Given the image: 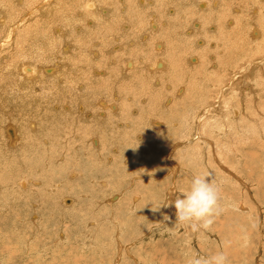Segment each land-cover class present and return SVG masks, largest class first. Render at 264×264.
<instances>
[{
    "label": "rangeland",
    "instance_id": "1",
    "mask_svg": "<svg viewBox=\"0 0 264 264\" xmlns=\"http://www.w3.org/2000/svg\"><path fill=\"white\" fill-rule=\"evenodd\" d=\"M48 1L50 0H21V4L11 1V5L8 6L13 12L6 13L5 11L3 14L5 16H0L5 17L4 21H6V25H0V30L2 29L0 38L7 33V29L11 30L8 28L9 23H11L10 27L15 26L16 23L19 25L16 34L18 39L16 41L14 39L15 42H9L0 51V62L3 64L0 69L2 72L0 73V174H2L0 183L6 180L8 186H12L10 192L5 186L0 187L6 201L4 204V199H0L2 202L0 203V264H186V252L208 257L217 251H225L228 254L229 264H264V117L261 116L262 125L260 127L251 125V118L260 117L259 112H253L257 108H252L250 112L247 111L255 106V102L262 103L263 107L260 104L258 106L260 109L264 108V84L260 82L264 78V62L261 61L264 59V40H259L260 45L257 47L256 43H252L247 36L256 28L254 27L255 20L258 19L256 22L260 23V19L264 16L263 0H222V3L219 0L220 8L218 5L210 10L201 8V5L198 6V3L204 0H194V3H191L193 0H142L146 4V9L138 4V0H96L101 15L104 14L102 18L87 15L92 11H86L82 5L79 6V0H53L55 2V6L51 7L53 9L46 5ZM254 1L259 2V5L253 3ZM121 3L124 5L121 6ZM206 3H209V0ZM151 4H153V9H151ZM48 7L52 11H49ZM257 7L259 9H256ZM0 8L5 7L0 6ZM130 8L132 14L140 17L143 11L146 17L149 16L148 18H153L152 11L159 15L158 17L156 14L163 23L160 26L162 37L158 39V44L162 46V49H156L153 46L155 40L152 38L155 32L151 33L148 29L145 30V27L142 32L141 29L135 28L136 24L130 23L132 21L127 22L128 27L125 29L122 24L109 35L104 36L107 39L102 40V45L107 44L109 39L111 42L107 49V51L110 50L109 52H105L106 48L102 46L98 48L101 59L95 61L99 63L100 72H103L99 81L103 83L111 78V84L115 83V87L124 88L121 84H125L131 88L129 94L118 90L120 95L117 99H110L126 107L124 109L121 107L119 114L115 116L110 114V121L107 117L99 118V113H96L94 122H97V132L96 136L90 137L91 139L73 134L68 136L64 131H54L53 128L61 126V120L67 115L66 112H62L58 104L62 99L61 93L76 96L79 95V91L70 87L69 82L60 90L50 78L45 82L46 87L39 83L34 84L35 86L31 85L28 91L21 89L18 91L15 84L16 75L9 73V71L12 72V67L17 68L16 65H11V70L4 69L8 64L3 62L11 56L10 62L7 61L9 63L13 64V59H16V64H19L26 59L21 66L32 65L34 60H29V58L33 57L24 55L23 52L26 49L20 51L23 48L20 49V44L17 43L31 42L32 44L38 40L45 42L48 36L52 35L53 28L54 30L61 28L65 32V39L56 42L54 39L53 42L54 50L56 49L55 51L60 54L57 59L63 56V54L61 56L62 50L60 49L62 48L60 47L65 42L70 45L69 51L82 49L81 53L85 54L77 58H80V61H86L89 57V47H91V41L87 37L91 27L95 25L97 31L110 29L120 22ZM47 11L52 17H56L55 25L52 24L51 19H47L49 16ZM80 11L83 16L82 13L78 17L74 15ZM217 13L220 14L218 19H214V14ZM29 14L32 15L28 16ZM232 15L234 18L237 15L239 17L234 20ZM240 16H243V19ZM227 17L228 20H225ZM148 18L144 20H150ZM206 18L209 22H205ZM21 19L26 22H21ZM192 19L197 24L198 21L202 23L201 28H195L196 26L192 23H196L191 22ZM91 21L92 25L88 26ZM227 21L233 22L229 25ZM48 22L51 23L47 24ZM67 22H72L73 26L68 27ZM259 23L256 30L261 31ZM41 26L44 31L37 36L38 33H34L35 28L40 27L41 29ZM76 26L86 32L81 33L82 37L77 32L72 34L73 27L77 28ZM247 26L250 28L248 29ZM215 28L218 29L215 30ZM29 30L33 33L32 35ZM26 32H29L30 36ZM140 34H143V37L145 35V39L139 41L142 39ZM224 35H226L225 40H221L224 39ZM70 38L74 39L71 41ZM79 39L83 40V45L79 46ZM96 40L92 42V45L95 44L94 42L97 45L100 44L99 40ZM110 45L112 49L109 48ZM235 46L240 47V50H242L241 47H251L252 53L248 54L245 49L242 50V59L239 60L233 49ZM148 48L153 51H148ZM255 48L260 50L256 52ZM136 49L148 52L147 61H144V57L135 56ZM104 56L105 58L102 59ZM250 56H253V61L258 62L252 68L251 76L254 80L249 85L238 79L245 74L241 67L249 62ZM126 57L139 62L137 64L139 66H137V71L134 69L135 73L126 75L125 78L118 77L117 73L126 66ZM162 58L167 63V72H160V75L157 73L155 76L150 72L157 70L144 69L145 65L153 66L158 60L161 65ZM19 59L22 61H18ZM189 61L192 65H189ZM35 62L40 73L46 72L47 68H53L55 72H59V68L55 67L56 62H45L44 59L41 61L36 59ZM232 63L235 65L232 66ZM142 64H145L143 68ZM228 64L231 68H228L226 72ZM114 67L119 71L111 73L109 68ZM62 69L60 76L64 79L68 78L65 68ZM225 72L228 76L230 72L235 75L232 83L235 86L237 84L236 98L240 101L247 98L246 100L250 101L247 107L246 105L243 107V101L241 105L239 104L243 108L246 107V110L244 109L246 113L242 107L238 108L242 115H248V118L239 122L240 131L235 127H230L227 134L223 130L216 134L210 128L215 127L212 124L217 121L222 123L226 121L219 114L224 98L229 96V93H221L227 79ZM10 75L13 77H8ZM256 81L260 86H257ZM238 82H241V86H238ZM38 85H41L43 89ZM10 87L13 88L12 93L9 90ZM56 87L58 90H55ZM46 89H50L52 93L47 92ZM28 97H31L29 101L26 100ZM23 99L27 101L26 104L23 103ZM207 109L214 110V113L204 115L209 112ZM30 120H33L35 127L37 126L34 132L29 127ZM156 120L159 124H164L160 129L154 128L152 122ZM63 121L67 123L66 127L71 125L70 121ZM81 123L88 125L91 122L83 119ZM76 124L77 122L75 126ZM13 127L14 132L20 130V133H15V136L18 137L21 145L11 151L7 147L9 146L8 141L14 139L12 137ZM28 131L29 134H27ZM242 131L247 135V139L242 136ZM50 132L61 136L62 142L55 152L53 149L47 150L50 142L45 143V139L51 136ZM93 137L97 138L99 143L96 148L93 146V141H90ZM136 143L138 146L133 149ZM111 146L112 148H109ZM28 148L31 149L28 150ZM234 149L240 151L239 155ZM249 154H253L255 159H252ZM35 161L36 167L33 172L28 171V166H35ZM169 161H172L173 165ZM71 170L78 173H72ZM209 172L212 176L210 179H215L222 184L223 202L226 205L234 203L236 212L230 208L223 212L208 231L192 234L190 230L182 229L174 235L171 234L170 230L175 224V208L170 207V210L165 208L161 212L153 213L149 201L161 199L168 189L171 190L166 191L165 196L167 198L174 194L172 195V201H174L179 198L181 191L189 187L193 175ZM232 173L236 176L231 175ZM72 174H74L73 177ZM21 179L27 181L23 189L18 186ZM11 192H13V198L9 195ZM136 208L140 209L133 213L132 209ZM165 214L172 217L170 221L164 220ZM159 224L164 226L157 227L156 225Z\"/></svg>",
    "mask_w": 264,
    "mask_h": 264
},
{
    "label": "bare ground",
    "instance_id": "2",
    "mask_svg": "<svg viewBox=\"0 0 264 264\" xmlns=\"http://www.w3.org/2000/svg\"><path fill=\"white\" fill-rule=\"evenodd\" d=\"M11 1H17V2H20L21 0H0V6H4L5 8L3 9V8H0V16H2L3 14H4V12L6 11V13L8 12V11H12V8L10 7L9 8V6L8 5H11L10 4V2ZM43 1V0H42ZM45 1V0H44ZM131 1V0H130ZM205 1V0H204ZM201 1L200 3H198V6H200L201 8H206V9H215L218 5H219V0H209V3H206L207 1ZM236 1V0H235ZM249 1V0H248ZM258 1V0H257ZM58 2V1H57ZM120 2H122V1H120ZM195 1L193 0L191 3H194ZM220 2L222 3V0H220ZM238 2V1H237ZM263 2H264V0H263ZM79 6H81L82 5V7H83V9L84 10H86V11H88V10H90V11H92L91 12V14H87V15H89L90 17H100V18H102L103 17V15H101V11H99V9L100 8H98V4H96V0H79ZM118 3H119V1H118ZM167 3V2H166ZM239 3H241V2H239ZM243 3V2H242ZM251 3V2H250ZM253 3H255V1L253 2ZM259 3V2H258ZM257 2L255 3L256 5L258 4ZM13 4H15V3H13ZM16 4H18V3H16ZM20 4H21V2H20ZM35 4V3H34ZM37 4V3H36ZM42 4H43V2H42ZM42 4H41V6H42ZM46 4V3H45ZM44 4V6H49L50 8L51 7H53V6H55V2L53 1V0H50V1H48L47 2V4L45 5ZM110 4V3H109ZM120 4V3H119ZM138 4L139 5H141V6H143L144 7V9H146V4H144L143 3V1L142 0H138ZM169 4V3H168ZM182 4V3H181ZM236 4V3H235ZM68 5V4H67ZM85 5H86V7H85ZM124 4H122L121 3V6H123ZM148 5H150V3L148 4ZM178 5V4H177ZM192 5V4H191ZM195 5H196V7H198L197 6V4L195 3ZM252 5V4H251ZM254 5V4H253ZM252 5V6H253ZM259 5V4H258ZM260 5H262V4H260ZM264 5V4H263ZM70 6H71V4H70ZM155 6V5H154ZM171 6V5H170ZM174 6H175V4H174ZM236 6V5H235ZM239 6H242V5H239ZM243 6H244V4H243ZM251 6V7H252ZM32 7V6H31ZM30 7V8H31ZM34 7V6H33ZM43 7V6H42ZM48 7V9H49V11L51 10V9H53V8H49ZM75 7V6H74ZM172 7V6H171ZM195 7V8H196ZM225 7H227L228 8V6H226L225 5ZM224 7V8H225ZM249 7V6H248ZM256 7V6H255ZM7 8H8V10H7ZM30 8H29V10H30ZM36 8V7H35ZM140 8V7H139ZM158 8V7H157ZM169 8V7H168ZM219 8H220V5H219ZM42 9V8H41ZM47 9V10H48ZM109 9V8H108ZM125 9V8H124ZM138 9V8H137ZM140 9H142V8H140ZM151 9H153V4H151ZM150 9V10H151ZM167 9V8H166ZM177 9V8H176ZM198 10H200V8H197ZM223 9V8H222ZM240 9V8H239ZM244 9V8H243ZM246 9V8H245ZM256 9H259L258 7L256 8ZM261 9V8H260ZM27 10V9H26ZM35 10V9H34ZM77 10H79V8L77 9ZM107 10V9H106ZM196 10V9H195ZM208 10V11H209ZM225 10H227V9H225ZM254 10V9H253ZM42 11V10H41ZM46 11V10H45ZM49 11H47L46 13H48ZM52 11V10H51ZM123 11V10H122ZM130 11V12H129ZM128 12H129V14H128V12L125 14V16H123L121 19H120V22L117 24V25H115V26H112L110 29H105L104 31H97L96 30V26L95 25H93L94 26V28H93V26L91 27L92 29L91 30H89V34H88V39H90V46L91 47H89V57L87 58V60L86 61H83L82 59V61H80V58H77V56H80L81 54H85V53H81V51H82V49L81 50H74V51H69V48H70V45H69V43H65V42H63L64 44H62L63 46L62 47H60V48H62V49H60V50H62V52H61V56H62V54H63V56H62V58L61 59H57L58 57H59V53H57L55 50H54V46H53V42H54V39H55V42L57 41V40H63V39H65V32L61 29V28H57V29H55L54 30V26L52 27L53 28V30H51L52 31V35L50 34L49 36H48V38L46 39V41L45 42H39V40H38V42H34V43H32L31 44V42L30 43H27V42H25V44H23L22 42H20V43H17V44H20L19 45V47H20V49L21 48H23L22 50H20V51H23L24 49H26V50H24V52H23V54L24 55H29L30 57H33V58H29V60H34V61H32L33 63H31L32 65H22L21 66V64L24 62V61H26V59H23V57H22V59L24 60V61H22L21 59H19L18 61H22V63H19V64H16V59L14 60L13 59V61H14V63L12 64V63H9L10 62V59H11V56H9L8 58L9 59H5V57L4 56H1V57H4V59L5 60H7V61H9V62H7V61H5V62H3L4 64H8L4 69H9V70H11L12 68V72H10L9 70V73H12V74H14V75H16V86H17V88H18V91H20L19 89H21L22 91H28L29 89H30V87H31V85H34V84H42V86L43 87H46L47 86V84L45 83L46 81H47V79H51V81L53 82V83H56V85L60 88V90L62 89V88H64L65 87V84L67 83V82H69V85H70V87H73V88H75L76 90H78L79 91V95H66V94H62L61 93V97H62V99L60 100V102L58 103L59 104V107L61 108V110H62V112H66L67 113V115L61 120V126H57L56 128H53L54 129V131L55 130H57V131H64V132H67V134H68V136L69 135H71V134H73L74 136H86V137H92V136H96V132H97V130H96V125H97V122H94V120H96V118L94 117L95 116V114L96 113H99V115L100 116H98L99 118H102V117H107V118H109V121H110V117H109V115L110 114H113L114 116L115 115H117V114H119V112H120V108L121 107H123V109L126 107V105H124V106H122V104H120L119 102H112L110 99H117V97H118V95H120V92L121 91H123L125 94H129L130 93V91H131V88H129V87H127L125 84L123 85V84H121V87L123 86L124 88H119V86H114V84L115 83H113V84H111L112 82H111V78L110 79H106L103 83H101L99 80H100V78L103 76V72L101 73L100 72V66L98 65L99 63H96V61L95 60H99V59H101V56H100V53H99V49L98 48H100L101 46L103 47V48H106L105 49V52L107 51V49H108V45H109V43L111 42V39H109V41H108V43L107 44H105V45H102V40H104V39H107V37H104V36H106L107 34L109 35V33L111 32V31H114L119 25H122L123 24V28L125 29L126 27H128V24H127V22L128 21H132V22H130L132 25H133V23L134 24H136V27L135 28H139V29H141L142 30V32H143V28L145 27L146 29L145 30H149V31H151V33L152 32H155L154 33V36H153V40H155V41H153V46L158 42V39H161V37H162V33H161V24L163 23V22H160V18H158L159 17V15L157 14V13H155L154 14V12L152 11V13H151V15L153 16V18L152 17H150V18H148L149 16H148V14H147V16L148 17H146V13L143 11L140 15L142 16V17H140L139 15H135V14H132L131 12H132V9L130 8V10H129ZM138 11V10H137ZM149 11V10H148ZM164 11V10H163ZM167 11V10H166ZM175 11V10H174ZM220 11V10H219ZM222 11V10H221ZM230 11V10H229ZM254 11H256V10H254ZM13 12V11H12ZM102 12H103V8H102ZM119 12V11H118ZM199 12V11H198ZM226 12V11H225ZM258 12V11H257ZM260 12V11H259ZM258 12V13H259ZM9 13V12H8ZM31 13V12H30ZM44 13V12H43ZM56 13V12H55ZM68 13V12H67ZM66 13V14H67ZM80 13H82L81 11L80 12H78V13H76V14H74V15H76L77 17H78V15H80ZM108 13V12H107ZM167 12H165V14H166ZM169 13V12H168ZM174 13V12H173ZM219 13V12H218ZM214 14L215 16H214V19H218V17H219V15L220 14ZM222 13V12H221ZM238 13V12H237ZM254 13V12H253ZM261 14H263L262 12H260ZM11 14V13H10ZM39 14V13H38ZM42 14V13H41ZM49 14V13H48ZM61 14V13H60ZM154 14V15H153ZM158 15V17H157V15ZM197 15H198V13H196ZM209 14V13H208ZM252 14V13H251ZM260 14V15H261ZM32 15V14H31ZM30 14L28 15V16H31ZM46 15V14H45ZM69 15V14H68ZM72 15V14H71ZM73 15V16H74ZM106 15V14H105ZM166 15H168V14H166ZM170 15H171V13H170ZM194 15V14H193ZM260 15H258V16H260ZM3 16H5V15H3ZM36 16V15H35ZM82 16H83V13H82ZM207 16V15H206ZM223 16V15H222ZM229 16H231V15H229ZM228 16V17H229ZM233 16V15H232ZM24 18H26V16H23ZM33 17V16H32ZM71 17V16H70ZM87 17V16H86ZM89 17V18H90ZM172 17V16H171ZM175 17V16H174ZM228 17L225 19V20H228ZM237 17H239V15H237ZM237 17H235V18H237ZM240 17H242V19H243V16H240ZM255 17V16H254ZM40 18V17H39ZM56 17L54 16V17H52L51 16V13L49 14V16L47 17V19H51V21H52V24L53 25H55V21H54V19H55ZM105 18V17H104ZM150 19V20H147V21H145L144 19ZM194 18H196V17H194ZM193 18V19H194ZM209 18V17H208ZM208 18H206L205 19V22H209V20H208ZM232 18H234V16L232 17ZM235 18H234V20H235ZM249 18V17H248ZM256 18V17H255ZM60 19H62V18H60ZM76 19V18H75ZM97 19V18H96ZM166 19V18H165ZM184 19V18H183ZM192 19V21L191 22H193L194 20ZM198 19V18H197ZM213 19V20H214ZM5 20V17L3 18V17H0V25L2 26H4V25H6L5 24V22L6 21H4ZM30 20V19H29ZM42 20V19H41ZM40 20V21H41ZM57 20V19H56ZM74 20V19H73ZM86 20V19H85ZM102 20V19H101ZM104 20V19H103ZM144 20V21H143ZM151 20H153L157 25H158V28L157 29H155V30H153V29H150L151 27H149L150 26V24H149V22L151 21ZM164 20V19H163ZM167 20V19H166ZM190 20V19H189ZM241 20V19H240ZM245 20V19H244ZM251 20V19H250ZM253 20H255L254 18H253ZM256 20H258V19H256ZM256 20H255V26H254V23H253V26L254 27H256L257 28V26H258V23L256 22ZM7 21H9V20H7ZM21 22L22 21H24V19H21L20 20ZM19 21V22H20ZM90 21V20H89ZM230 21V20H229ZM12 22V21H11ZM15 22V21H14ZM24 22H26V21H24ZM23 22V23H24ZM45 22H46V20H45ZM59 22V21H58ZM85 22V21H84ZM185 22V21H184ZM195 23H196V21H194ZM201 22H203V21H201ZM214 22V21H213ZM233 22V21H232ZM231 22V23H232ZM237 22V21H236ZM236 22H235V24H236ZM251 22V21H250ZM249 22V23H250ZM44 23V22H43ZM42 23V24H43ZM51 22H48L47 24H50ZM69 25H68V24ZM66 24L68 25V27L69 26H73V23L72 22H67ZM226 23H228L229 25H231V23H229L228 21L226 22ZM248 23V24H249ZM252 23V22H251ZM256 23H257V26H256ZM10 25H11V23H9ZM8 24V28H11V30L10 31H8V29H7V33H4L5 35H3L1 38H0V51H1V49H3L4 47H6V45H8L9 44V42L10 43H12L13 41H14V39H15V41L18 39L17 37H18V35H16L17 34V29L19 28V25H17V23H16V25L15 26H13V27H10V25ZM13 24V23H12ZM35 24V23H34ZM36 24H37V21H36ZM45 24V23H44ZM52 24H51V26H52ZM86 24V23H85ZM130 24V25H131ZM156 24H155V27H156ZM168 24V23H167ZM171 24V23H170ZM201 24L202 23H199V21H198V24L196 23V24H194V23H192V25L193 26H196L195 28H197V27H199V28H201ZM212 24V23H211ZM234 24V23H233ZM90 25H92V21H91V24H89L88 23V26H90ZM164 25V24H163ZM188 26H190L189 24H187ZM205 25V24H204ZM208 25H210L209 23H208ZM218 25V27H219V24H217ZM228 25V26H229ZM239 25V24H238ZM246 25V24H245ZM35 26V25H34ZM46 26H49V25H46ZM153 26V25H152ZM212 26H213V24H212ZM241 26V25H240ZM251 26V25H250ZM252 26V27H253ZM59 27V26H58ZM77 28H75V27H73L74 29H73V32H72V34H74L75 32H77L78 34H79V36L80 37H82V34L83 33H86V32H83V31H81L82 29L79 27V26H76ZM120 27V26H119ZM130 27V26H129ZM154 27V28H155ZM226 27V26H225ZM259 27H261V31H258V30H256V28L254 29V30H252L251 31V33L250 34H247V36H248V39H250L251 40V42L252 43H256V45H257V47H259V40H264V16H263V18H261L260 19V23H259ZM51 28V29H52ZM122 28V27H121ZM247 28H248V26H247ZM250 28V27H249ZM248 28V29H249ZM86 29H90V27H86ZM170 29V28H169ZM182 29H183V27H182ZM208 29H210V28H208ZM216 29H218V28H215V30ZM253 29V28H252ZM2 30V29H1ZM0 30V34H2V31ZM85 30V29H84ZM211 30V29H210ZM209 30V31H210ZM214 30V29H213ZM6 31V30H5ZM28 31V30H27ZM42 31H44L43 29H42V26H41V29H40V27H37V28H35V31H34V33H38L37 34V36H40L41 34H40V32H42ZM49 31V30H48ZM48 31H45V32H47L48 33ZM56 31H57V33H56ZM248 31V30H247ZM246 31V32H247ZM25 32V31H24ZM29 32H30V30H29ZM28 32V33H29ZM197 32V31H196ZM228 32V31H227ZM27 33V32H26ZM27 33V34H28ZM31 33V32H30ZM30 33L28 34V36H30ZM50 33V32H49ZM82 33V34H81ZM145 33V32H144ZM143 33V34H144ZM165 34H167L166 32H164ZM180 33V32H179ZM181 33H182V30H181ZM183 33H184V31H183ZM212 33V32H211ZM220 33H221V31H220ZM225 33V32H224ZM19 34V33H18ZM26 34V35H27ZM33 33H31V35H32ZM78 34H77V37L79 38V36H78ZM143 34L140 36L142 39H138L139 41H141V40H143V39H145V35H144V37H143ZM169 34V33H168ZM223 34V33H222ZM221 34V35H222ZM113 35V34H112ZM170 35V34H169ZM227 35V34H226ZM226 35H224V39H221V40H225V38H226ZM238 35V34H237ZM71 36H73V35H71ZM70 36V37H71ZM85 36H86V34H85ZM171 36V35H170ZM202 36V35H201ZM200 36V37H201ZM208 36V35H207ZM206 36V37H207ZM42 37V36H41ZM74 37V36H73ZM87 37H86V39H87ZM117 37V36H116ZM128 37V36H127ZM136 37H138V36H136ZM199 37V38H200ZM208 37H211L210 35L208 36ZM43 38V37H42ZM67 38H68V36H67ZM66 38V40H68ZM197 38V37H196ZM218 38V37H217ZM242 38V37H241ZM33 39V38H32ZM74 39V38H73ZM73 39H71L70 38V40L72 41ZM85 39V38H84ZM96 39H98L99 40V42H100V44L99 45H97V43L96 42H94L95 44H93V45H95V48H93V45H92V42L93 41H97ZM127 39V38H126ZM168 39V38H167ZM216 39V38H215ZM240 39V38H239ZM30 40V39H29ZM65 40V41H66ZM75 40H76V38H75ZM130 40H131V38H130ZM133 40V39H132ZM200 40V39H199ZM214 40V39H213ZM14 41V42H15ZM69 41V40H68ZM71 41H70V43H71ZM79 41H80V43H79V46L80 45H83V40H81V39H79ZM86 41V40H85ZM128 41V40H127ZM172 41H174V40H172ZM195 41V40H194ZM202 41V40H201ZM210 41V40H209ZM227 41H229V40H227ZM18 42V41H17ZM89 42V41H88ZM132 42V41H131ZM130 42V43H131ZM203 42H204V40H203ZM206 42V41H205ZM220 42V41H219ZM143 43V42H142ZM16 44V45H17ZM66 44V45H65ZM75 44V43H74ZM163 44V43H162ZM87 45H88V43H87ZM114 45V44H113ZM116 45V44H115ZM194 45V44H193ZM10 46H11V44H10ZM86 46V45H85ZM127 46V45H126ZM152 46V47H153ZM218 46H219V44H218ZM240 46H242V45H240ZM84 46H82V48H83ZM160 47V46H159ZM210 47H211V45H210ZM15 48V47H14ZM86 48H87V46H86ZM86 48H85V50H86ZM109 48L110 49H112L111 48V45L109 46ZM115 48H117V47H115ZM115 48H113V50L115 49ZM165 48V47H164ZM240 47H237V46H235V48H233L235 51H236V53H237V55H238V57H239V60L240 59H242V56H241V52H242V50H246L247 51V53L248 54H251L252 52L250 51L252 48L251 47H247V48H243V47H241L242 48V50H240L239 49ZM176 49V48H175ZM174 49V50H175ZM228 49V48H227ZM71 50V49H70ZM84 50V51H85ZM151 49H149L148 48V51H150ZM226 50V49H225ZM258 50H260L259 48H255V51L257 52ZM110 51V50H109ZM109 51H107V52H109ZM135 51V50H134ZM151 51H153V50H151ZM60 52V51H59ZM83 52V51H82ZM104 52V51H103ZM161 52H162V50H161ZM135 53V56H138L139 58H141V57H144V61H147V58H146V55H147V51L146 50H138L137 51V49H136V51L134 52ZM213 53V52H212ZM228 53V52H227ZM104 54V53H103ZM133 54V53H132ZM211 54V53H210ZM214 54V53H213ZM0 55H1V53H0ZM4 55V54H3ZM5 55H6V53H5ZM25 56V57H26ZM85 56V55H84ZM110 56V55H109ZM195 56V55H194ZM216 56V55H215ZM21 57V56H20ZM114 57V56H113ZM155 57V56H154ZM187 57V56H186ZM196 57V56H195ZM86 58V57H85ZM85 58H84V60H85ZM92 58V59H91ZM105 58V56L104 57H102V59H104ZM136 58V57H135ZM139 58H137V60L139 59ZM3 59V58H2ZM36 59H38V60H45V62H50V61H52V62H56V65H55V67H57V68H59L58 69V71L59 72H55L54 70H53V68H51V69H46V72H48V73H46V72H42V73H40V69H39V67H38V65L37 66H35V64H37L36 62H35V60ZM125 59V58H124ZM129 59V60H128ZM188 59V58H187ZM209 59H211V58H209ZM28 60V59H27ZM90 60H91V62H90ZM121 60V59H120ZM197 60V59H196ZM213 60V59H212ZM1 61H3V60H1ZM12 61V60H11ZM17 61V62H18ZM111 61V60H110ZM128 61L129 62H131L132 64L130 65V66H127V63H128ZM143 61V60H142ZM154 61V60H153ZM159 61L160 60H158L157 61V63L155 64V65H153V66H147V65H141V67L142 66H144V69L146 68L147 69V67L149 68V70H157L156 72H150L151 74L153 73V75H157V73L159 74L160 72H167V70H168V66H167V63H166V61H165V59H163L162 58V61L163 62H161V65H160V63H159ZM188 61V60H187ZM230 61V60H229ZM261 61H263L264 62V59L263 60H261ZM98 62V61H97ZM190 62V61H189ZM252 62H255V63H252ZM258 62V61H257ZM257 62L256 61H253V56H250V60H249V62H246L245 63V65H243L242 67H241V69H243L244 71H245V74L242 76V77H240L239 79H238V81L240 80L241 82H243V81H245L247 84H249L250 82H252L253 80H254V78L251 76V71H252V68H254V66H256L255 64H257ZM139 63V62H138ZM134 59H132L131 57H126V66H124V69L121 71H119V70H117L115 67L114 68H109V71L111 72V73H113V72H115L116 73V70H117V74H118V77H123V78H125L126 77V75H130V74H133V73H135V71H134V69L137 71V66H139V65H137L138 64ZM146 63V62H145ZM195 63V62H194ZM62 64V65H61ZM125 64V63H124ZM164 65V67H163V65ZM192 65V63L190 62L189 63V65ZM2 65L3 64H1V62H0V69L2 68ZM11 65L13 66H15L16 65V67L17 68H14V67H12L11 68ZM52 65H54V64H52ZM79 65L81 66L82 65V67H79ZM220 65H222V64H220ZM235 65V63H232V66H234ZM237 66V65H236ZM173 67H175V66H173ZM208 67V66H207ZM214 67V66H213ZM217 67H219V66H217ZM225 67V66H224ZM223 67V69H225ZM56 68V69H57ZM62 68H65V70H66V72H67V75H68V78H63V77H61L60 76V74L62 73ZM143 68V67H142ZM141 68V69H142ZM176 68V67H175ZM221 68H222V66H221ZM228 68H231V67H229V64H228V66H227V68H226V72L228 71ZM140 69V68H139ZM163 69V70H162ZM222 69V70H223ZM158 70H161V71H158ZM141 71V70H140ZM148 71V70H147ZM149 72V71H148ZM225 72V77H227V79H226V82H225V87H223L222 88V91H221V93H229V96H227V97H225L224 98V101H223V104H222V107H220L221 108V112L219 113L220 114V117H222V119L224 118V119H226V121L224 122V123H222L221 121H217V122H214V124H212V125H215V127H210V128H212L211 130L213 131V132H216V134L219 132L220 133V130H223V132H225L226 134L228 133V128H230V127H235V128H237L239 131L241 130V128H240V123L239 122H241L242 121V119L244 120V118H248V115L247 116H245V115H242V113L240 112L241 110H238V108H239V106L241 105V101H243V107L246 105V107L248 106V103L250 102L249 100H246L247 98H244V99H242L241 101L240 100H238L237 98H236V90H237V84H236V86L232 83L233 82V79L235 78V75H233V74H230L229 72V76L230 75H232L231 77H229L228 76V74ZM0 73H2V72H0ZM6 74V73H5ZM48 74V75H47ZM147 74V73H146ZM239 74V73H238ZM264 74V73H263ZM9 75V74H8ZM160 75V74H159ZM12 75H10V76H8V77H11ZM47 76V77H46ZM152 76V75H151ZM13 77V76H12ZM134 77V76H133ZM154 77V76H153ZM136 78V77H135ZM141 78V77H140ZM155 78V77H154ZM261 78V77H260ZM7 79V78H6ZM18 80V81H17ZM129 80V79H128ZM148 80V79H147ZM235 80V79H234ZM15 81V80H14ZM93 81V82H92ZM117 81V80H116ZM115 81V82H116ZM122 81V80H121ZM137 80H135V82H136ZM260 81V80H259ZM1 82V81H0ZM52 82H51V84H52ZM156 82V81H155ZM158 82V81H157ZM237 82V81H236ZM240 82V83H241ZM260 82H262L263 84H264V78H263V80L262 81H260ZM132 83V82H131ZM134 83V82H133ZM141 83V82H140ZM218 83V82H217ZM239 83V82H238ZM238 84V86L240 85L241 86V84ZM160 84V83H159ZM243 84V83H242ZM256 84H257V86L259 85L260 86V84L256 81ZM9 85V84H8ZM12 86H14V84H11ZM19 85V86H18ZM55 84H53V86H54ZM166 85H168V84H166ZM250 85V84H249ZM10 86V85H9ZM35 86V85H34ZM38 86H40V88L41 89H43L42 88V86L41 85H38ZM144 86V85H143ZM169 86V85H168ZM247 86V85H246ZM262 86V85H261ZM50 87H51V85H50ZM49 87V88H50ZM34 88V87H33ZM32 88V89H33ZM53 88V87H52ZM241 88V87H240ZM3 89V88H2ZM11 89H13V88H11L10 87V92H11ZM15 90H16V88H15ZM34 90V89H33ZM55 90H58L57 89V87L55 88ZM118 90H120V92L118 91ZM3 91H5V90H3ZM13 91V90H12ZM17 91V90H16ZM31 91V90H30ZM46 91L47 92H49V93H52V91L49 89H46ZM70 91V90H69ZM14 92V91H13ZM34 92V91H33ZM42 92V91H41ZM67 92V91H66ZM176 92V91H175ZM3 93V92H2ZM5 93V92H4ZM12 93V92H11ZM16 93V92H15ZM15 93H13V94H15ZM70 93V92H69ZM68 93V94H69ZM151 93V92H150ZM243 93V92H242ZM7 94V93H6ZM57 94H59V93H57ZM237 94H238V92H237ZM33 95H35V93H33ZM219 95H220V93H219ZM219 95H218V97H219ZM222 95V94H221ZM225 95V94H224ZM242 95V94H241ZM241 95H239V96H241ZM168 96H170V95H168ZM242 96H244V95H242ZM245 96H246V94H245ZM22 97V96H21ZM24 97V96H23ZM26 97V96H25ZM35 97V96H34ZM107 97H110L109 99H107ZM140 97V96H139ZM138 97V99H140ZM7 98V97H6ZM30 98L31 97H28V98H26V100H30ZM145 98V97H144ZM236 98V100H234ZM25 99V98H24ZM24 99H23V103L25 102L24 101ZM128 99V98H127ZM171 99V98H170ZM28 100V101H29ZM218 100V99H217ZM261 100V99H260ZM137 101V100H136ZM255 101V100H254ZM22 102V101H21ZM127 102V101H126ZM27 103V101L25 102V104ZM113 104V106H114V108H113V110H110L109 108H108V104ZM256 103H257V106H256ZM101 104H104L105 106H103L102 107V105ZM129 104V103H128ZM240 104V105H239ZM255 104V106H253V107H250L249 109H247V111H249V110H251L252 108H257L255 111H253L254 113L255 112H259L258 114H259V116L260 117H256V118H251L252 120H250V122H251V125H256V126H261L262 125V123L260 122V119H261V116L262 117H264V108L263 109H260V107L258 106V104H260V103H258V102H255L254 103ZM262 104V103H261ZM260 104V105H261ZM152 105V104H151ZM28 106V105H27ZM26 106V107H27ZM107 106V108H105ZM153 106V105H152ZM249 106H252V105H249ZM23 107V106H22ZM54 107V106H53ZM128 107V106H127ZM151 107V106H150ZM156 107V106H155ZM165 107H166V105H165ZM240 107H242V106H240ZM242 107V108H243ZM246 107L245 108H243V111H244V109L246 110ZM261 107H263L262 105H261ZM55 108V107H54ZM209 108V107H208ZM56 109V108H55ZM57 109H59V108H57ZM215 109V108H214ZM19 110V109H18ZM21 110V109H20ZM202 110H204V109H202ZM220 110V109H219ZM21 111H23V110H21ZM31 111V110H30ZM29 111V112H30ZM135 111V110H134ZM207 111H209V112H206L204 115H211V114H213L214 113V110L213 111H211V109L210 110H208L207 109ZM211 111V112H210ZM213 112V113H212ZM245 112V111H244ZM250 112V111H249ZM36 113V112H35ZM131 113H133V112H131ZM246 113V112H245ZM199 114V113H198ZM143 115V114H142ZM254 115V114H253ZM242 116H245V117H242ZM255 116V115H254ZM185 117V116H184ZM215 117H216V115H215ZM252 117V116H251ZM164 118V117H163ZM180 118V117H179ZM191 118V117H190ZM83 119H88V120H90V124H88V125H82V123H81V121L83 120ZM63 120H66V121H70L71 122V125L70 126H68V127H66V124L64 123V121ZM33 120H30V124H29V127H31V131H35L36 129V127H35V123L34 122H32ZM153 121H155V120H153ZM189 121V120H188ZM197 121V120H196ZM245 121V120H244ZM28 122V121H27ZM77 122V124H76V126H75V123ZM159 121H157L156 120V122H152L153 123V125H154V128H157V129H160V127L162 126V125H164V124H159L158 123ZM169 122V121H168ZM17 123V122H16ZM151 123V122H150ZM210 123V122H209ZM208 123V124H209ZM216 123V124H215ZM27 124V123H26ZM109 124V123H108ZM125 124V123H124ZM196 124V123H195ZM205 124V123H204ZM207 124V123H206ZM224 125V126H223ZM118 126V125H117ZM135 126V125H134ZM195 126V125H194ZM211 126V125H210ZM190 127V126H189ZM226 128V130H225V128ZM214 128V129H213ZM256 128V127H255ZM20 129V128H19ZM156 129V130H157ZM256 129H259V128H256ZM262 129V128H261ZM70 130V131H69ZM234 130V129H233ZM260 130V129H259ZM13 133H12V137H14V139H13V141H11L10 140V136L8 135V132H6L7 133V135H8V137H9V140L10 141H8L9 142V146L7 147L9 150H11V151H13V150H15L16 148H18V147H20V145H21V143H20V140H18V137L17 136H15L16 134L15 133H17L18 132V134L20 133L18 130H17V132H14L15 131V129H14V127H13ZM159 131V130H158ZM157 131V132H158ZM211 131V132H212ZM47 132H49L48 131V129H47ZM210 132V133H211ZM262 132V131H261ZM5 133V134H6ZM51 133V132H50ZM49 133V135H51L50 136V138L49 139H45V143H49L50 142V147H48V149L47 150H54V152L57 150V148H58V146H59V144L62 142L61 141V136H59V134H56L55 132H53V133H55V134H50ZM244 132L242 131V136L245 138V139H247L248 137H247V135L244 133ZM27 134H29V131H28V133ZM47 134V133H46ZM61 134V133H60ZM63 134V133H62ZM196 134H199V133H196ZM261 134V133H260ZM168 135V134H167ZM189 135V134H188ZM192 135V134H191ZM262 138H263V135L261 134L260 135ZM29 137V136H28ZM32 137V136H31ZM117 137V136H116ZM166 137V136H165ZM197 137V136H196ZM199 137V136H198ZM255 137L257 138L258 136H256L255 135ZM19 138H21L20 136H19ZM48 138V137H47ZM93 138H95V137H93ZM92 138V140H90V141H93V146L96 148V146L99 144L98 142H97V138H95V139H93ZM133 138V137H132ZM190 138V137H189ZM259 138V137H258ZM7 139V138H6ZM27 139V138H26ZM64 139V138H63ZM88 139V138H87ZM91 139V138H90ZM260 139V138H259ZM23 140V139H22ZM84 140V139H83ZM89 140V139H88ZM25 141H27L28 142V140H25ZM24 141V142H25ZM31 141H32V138H31ZM202 141H203V139H202ZM30 142V141H29ZM156 142V141H155ZM15 143V144H14ZM210 143V142H209ZM212 143V142H211ZM210 143V144H211ZM260 143L262 144V141H260ZM14 144V145H13ZM28 144V143H27ZM67 144H69L68 142H67ZM71 144V143H70ZM13 145V146H12ZM29 145H31V143L29 144ZM212 145H213V143H212ZM263 145V144H262ZM92 146V147H93ZM236 146V145H235ZM261 146V145H260ZM11 147V148H10ZM37 147V146H36ZM228 147V146H227ZM70 148V147H69ZM109 148H112V146L111 147H109ZM213 148H214V146H213ZM31 148H28V150H30ZM38 149V148H37ZM115 149H116V147H115ZM233 149V148H232ZM35 150V149H34ZM110 150V149H109ZM235 150V149H234ZM63 151V150H62ZM113 151H114V149H113ZM112 151V152H113ZM117 151V150H116ZM115 151V152H116ZM236 152V154L237 155H239V150L237 149V150H235ZM33 152V151H32ZM48 152V151H47ZM59 153V152H58ZM9 154V153H8ZM36 154V153H35ZM60 155V154H59ZM250 155V154H249ZM56 156H57V154H56ZM251 156V158L252 159H255L254 158V155L252 154V155H250ZM38 158H40V157H38ZM63 158V157H62ZM100 158V157H99ZM65 160V159H64ZM41 161V160H40ZM76 161V160H75ZM216 161V160H215ZM170 163L172 162V161H169ZM222 162V161H221ZM35 163V166H28V171H31V172H33V169L36 167V161L34 162ZM219 163V162H218ZM29 164V163H28ZM53 164V163H52ZM55 164V163H54ZM172 165H173V163H171ZM223 164V163H222ZM30 165V164H29ZM34 165V164H33ZM178 165V164H177ZM183 166V165H182ZM39 167V166H38ZM263 167H264V165H263ZM73 169V168H72ZM174 169H175V167H174ZM179 169V168H178ZM236 169V168H235ZM237 170V169H236ZM263 170V169H262ZM35 171V170H34ZM71 172L73 173H78V172H76V171H74V170H71ZM177 172V171H176ZM30 174V173H29ZM38 174V173H37ZM238 174V173H237ZM240 174V173H239ZM1 176H2V174H0ZM193 175V174H192ZM231 175H233L234 177L236 176L234 173H232ZM32 176V175H31ZM72 177L74 176V174H72L71 175ZM152 176V175H151ZM212 177V176H211ZM24 178V177H23ZM215 178V177H214ZM26 179V178H25ZM92 179V178H91ZM238 179V178H237ZM24 179H21L20 180V182H18V186L19 187H21L22 189L23 188H25V186L27 185V181H23ZM29 180V179H28ZM88 180V179H87ZM6 181V180H5ZM5 181H2V183H0V187H4L5 186V188H7L8 190H9V192L12 190V186L10 185V186H8V184L5 182ZM242 181V180H241ZM32 182V181H31ZM236 182H237V180H236ZM233 183V182H232ZM244 183V182H243ZM242 183V184H243ZM103 184V183H102ZM249 185V184H248ZM172 187H174V186H172ZM171 187V188H172ZM248 188V187H247ZM15 189H16V187H15ZM175 189V188H174ZM234 189V188H233ZM249 189V188H248ZM155 193V192H154ZM173 193V192H172ZM0 194H1V197H0V199H4L3 198V196H4V193L0 190ZM253 194V193H252ZM9 195H10V197H12L13 198V192H11V193H9ZM172 195H174V194H172ZM172 195L171 196H169V197H167V199L169 200V201H172ZM256 198V197H255ZM134 199V198H133ZM114 200V199H113ZM242 200V199H241ZM262 200V199H261ZM66 201V200H65ZM70 201V200H69ZM239 202V201H238ZM243 202V201H242ZM0 203H2V202H0ZM6 203V201H5V199H4V204ZM65 203V202H64ZM8 204V203H7ZM65 204H67V203H65ZM237 204V203H236ZM238 205H239V203H238ZM67 207V206H66ZM239 207V206H238ZM258 207V206H257ZM246 208V207H245ZM240 209V208H239ZM247 209V208H246ZM168 210H170V208H168ZM173 211V210H172ZM171 211V212H172ZM236 212V211H235ZM240 212V211H239ZM244 212V211H243ZM249 212V211H248ZM165 213V212H164ZM241 214V213H240ZM246 214V213H245ZM244 214V215H245ZM170 216V215H169ZM173 216V215H172ZM172 218V217H171ZM174 218V217H173ZM167 223H169V222H167ZM37 226V225H36ZM161 232V231H160ZM216 233V232H215ZM59 237V236H58ZM61 237V236H60ZM62 238V237H61ZM219 239V238H218ZM118 254V253H117Z\"/></svg>",
    "mask_w": 264,
    "mask_h": 264
},
{
    "label": "clouds",
    "instance_id": "3",
    "mask_svg": "<svg viewBox=\"0 0 264 264\" xmlns=\"http://www.w3.org/2000/svg\"><path fill=\"white\" fill-rule=\"evenodd\" d=\"M137 146L136 143L132 148L135 149ZM210 177V172L193 175L189 187L181 191L179 198L174 201H169L165 196V192L171 189L166 190L161 199L149 201L153 213L161 212L165 208H175V224L170 230L171 234L174 235L182 229L190 230L192 234L208 231L223 212L229 208L236 210L234 203L226 205L223 202L221 182L210 179ZM138 209L140 208L132 209V212L136 213ZM164 220L170 221L171 217L165 214ZM156 226L163 227L164 225ZM185 257L186 264H229V257L225 251H217L208 257L186 252Z\"/></svg>",
    "mask_w": 264,
    "mask_h": 264
},
{
    "label": "flooded vegetation",
    "instance_id": "4",
    "mask_svg": "<svg viewBox=\"0 0 264 264\" xmlns=\"http://www.w3.org/2000/svg\"><path fill=\"white\" fill-rule=\"evenodd\" d=\"M85 7H86V5H85ZM149 24H150V26L149 27H151L150 29H153V30H155V29H157L158 28V25L153 21V20H151L150 22H149ZM155 24H156V27H155ZM153 25V26H152ZM155 27V28H154ZM160 46V47H159ZM154 47L156 48V49H162V46L160 45V44H158V42L154 45ZM129 60V59H128ZM132 63L131 62H129L128 61V63H127V66H130ZM163 65V64H162ZM163 67H164V65H163ZM147 69H149L148 67H147ZM102 105V107L103 106H105L104 104H101ZM109 106H108V108L110 109V110H113V108H114V106H113V104L111 103V104H108ZM105 108H107V106L105 107Z\"/></svg>",
    "mask_w": 264,
    "mask_h": 264
}]
</instances>
